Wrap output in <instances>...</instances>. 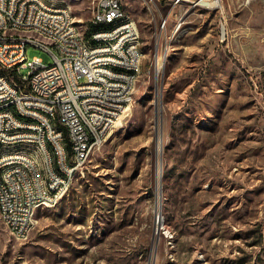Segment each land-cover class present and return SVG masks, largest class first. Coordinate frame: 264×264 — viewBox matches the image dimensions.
<instances>
[{"label":"rangeland","instance_id":"374dc122","mask_svg":"<svg viewBox=\"0 0 264 264\" xmlns=\"http://www.w3.org/2000/svg\"><path fill=\"white\" fill-rule=\"evenodd\" d=\"M49 1L88 38L95 0ZM123 1L134 102L27 239L0 219V264H264V0Z\"/></svg>","mask_w":264,"mask_h":264},{"label":"built area","instance_id":"2783aa9c","mask_svg":"<svg viewBox=\"0 0 264 264\" xmlns=\"http://www.w3.org/2000/svg\"><path fill=\"white\" fill-rule=\"evenodd\" d=\"M150 4H160L161 1ZM192 1L196 6L219 9L216 0ZM92 10H100L97 24L107 25L113 17L126 12L123 0H101ZM67 7L49 8L45 0H0V147L7 141L43 143L44 160L48 166L50 188H43L36 172V162L26 155L8 156L0 160L9 164L7 178H0L1 221L11 234L27 239L34 228L36 200L56 199L58 193L70 190L87 154L100 148L111 131L133 104V75H119V67L133 68L137 74V58L142 37L136 22L121 28L116 35L92 37V41L118 39V49L83 48L70 30ZM4 26H23L43 29L60 41V49L36 44L28 37L4 33ZM179 25L178 28H181ZM168 27V18L160 19V29ZM34 47L47 52L53 62L41 58L29 60L28 49ZM27 70V74L22 71ZM39 72V81L31 82V73ZM9 104H18L22 115L37 118V125H22L21 116L8 112ZM63 105V112H56ZM8 128H21L22 136H8ZM46 142L57 143L59 166L50 167Z\"/></svg>","mask_w":264,"mask_h":264},{"label":"bare ground","instance_id":"6f19581e","mask_svg":"<svg viewBox=\"0 0 264 264\" xmlns=\"http://www.w3.org/2000/svg\"><path fill=\"white\" fill-rule=\"evenodd\" d=\"M151 2H158V0H150ZM166 1V0H165ZM168 1V0H167ZM178 2L181 0H169ZM222 0H216L215 5H222ZM101 0H95V5L98 6V3ZM167 3V2H166ZM45 4L49 8H63L67 7V13L71 15L70 17V30L74 32L76 40H79V44L83 48L96 49V48H105V50H116L118 49V39H111L110 41L95 40L92 41V37H100L104 35H116L119 32V25L121 28H128L130 22H134L127 12H120V17H113V21L107 25L96 26V28H91L88 38L85 39L79 29V22L76 20V17L68 4L64 5H53L49 0H45ZM157 5V4H151ZM157 7V6H156ZM210 9V6H204ZM155 8V7H154ZM153 12V11H152ZM100 19V10H93V17L90 21L91 24L99 23ZM223 35H225L226 28L222 29ZM4 33L10 34L12 36H21L28 37L30 40H34L36 44H42L44 47H52L53 49H60V41L57 37H51L50 33L43 31V29L28 28L23 26H4ZM142 65V52L139 48V56L137 58V74H133V68L130 67H119V75L130 76L133 75L134 86L132 89V100L134 101L136 83L141 71ZM39 81V72L31 73V82ZM0 112H1V103H0ZM8 112L13 116H21L22 125L33 126L37 125V118L29 115H22V109L18 104H9ZM56 112H63V105H56ZM8 136H22L21 128H8ZM57 143L55 142H46V153L47 160L50 162V167L59 166V157L57 154ZM19 156L26 155V158L30 162H36V172L39 183L43 188H50V177L48 175V166L45 164L44 160H37V155H44L43 143L40 142H29V143H18V141H7L4 143V146L0 147V160L7 158L8 156ZM91 154H87V160ZM9 173V164H2L0 166V178H7ZM67 191V190H66ZM65 192L58 193L56 199H42L36 200V207L49 206L55 203ZM64 196V195H63ZM0 214L2 215V207H0ZM159 220V224H160Z\"/></svg>","mask_w":264,"mask_h":264},{"label":"crops","instance_id":"0c3cea01","mask_svg":"<svg viewBox=\"0 0 264 264\" xmlns=\"http://www.w3.org/2000/svg\"><path fill=\"white\" fill-rule=\"evenodd\" d=\"M49 2H51L52 4L54 3L53 5H57V4L58 5H64V4H66V3H60V2H57V1H55V2L49 1Z\"/></svg>","mask_w":264,"mask_h":264},{"label":"water","instance_id":"95a60500","mask_svg":"<svg viewBox=\"0 0 264 264\" xmlns=\"http://www.w3.org/2000/svg\"><path fill=\"white\" fill-rule=\"evenodd\" d=\"M157 70H158V69H157ZM158 71H159V70H158ZM160 219H161V216L157 214V216H156V220H157L158 225H160V224H159V220H160ZM161 221H162V220H161Z\"/></svg>","mask_w":264,"mask_h":264}]
</instances>
